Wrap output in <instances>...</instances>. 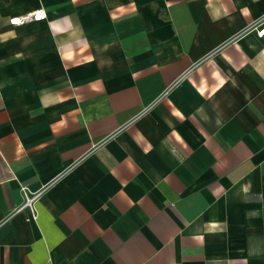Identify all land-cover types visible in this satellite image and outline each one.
<instances>
[{"label": "crops", "instance_id": "1", "mask_svg": "<svg viewBox=\"0 0 264 264\" xmlns=\"http://www.w3.org/2000/svg\"><path fill=\"white\" fill-rule=\"evenodd\" d=\"M260 28L264 0H0V264H264ZM20 187L36 219L1 224Z\"/></svg>", "mask_w": 264, "mask_h": 264}, {"label": "built area", "instance_id": "2", "mask_svg": "<svg viewBox=\"0 0 264 264\" xmlns=\"http://www.w3.org/2000/svg\"><path fill=\"white\" fill-rule=\"evenodd\" d=\"M45 12L42 8H37L29 13H26L24 15L14 17L8 20V24L10 26H21L24 24L28 23H33V22H39L42 20H45ZM254 29L258 28L261 26V24L258 22L256 24L252 25ZM256 35L258 37H261L264 35V28H260L257 32ZM19 192L21 194V204L15 208L10 214H8L4 220L1 222L4 223L6 222L11 216L25 212L26 217L32 221L36 219V212H35V202L39 196L40 192H34V193H28L25 187H20Z\"/></svg>", "mask_w": 264, "mask_h": 264}]
</instances>
